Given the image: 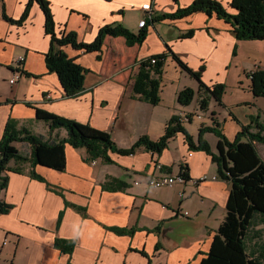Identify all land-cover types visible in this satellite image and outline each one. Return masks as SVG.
I'll return each instance as SVG.
<instances>
[{"label": "crops", "instance_id": "0c3cea01", "mask_svg": "<svg viewBox=\"0 0 264 264\" xmlns=\"http://www.w3.org/2000/svg\"><path fill=\"white\" fill-rule=\"evenodd\" d=\"M28 1L0 0V140L8 119L17 129L44 138L66 136L62 128L50 133L47 124L36 118V109L106 131L120 148L132 146L143 135L156 140L177 115L195 144L201 126H217L228 140L243 128L257 133L264 126V97L253 96L250 81L229 80L231 63L242 41L233 36L231 25L202 11L173 16L193 0H46L56 36L73 31L84 43L92 42L103 25L120 23L137 33L139 21L146 19V35L140 45L128 46L119 36H107L101 51L55 45L57 51L88 69L83 91L73 98L64 95L56 74L46 66L51 39L40 5L32 1L20 23L1 14L3 11L6 17L18 20ZM214 1L235 12L229 6L231 0ZM145 4L151 6L150 14L142 8ZM169 51L200 72L206 85L222 83L221 102L199 88L195 77L182 70ZM160 53L166 55L164 63L172 60L194 80L189 86H176L170 93L174 99L166 102L161 88L163 63L160 101L153 105L133 97L132 89L138 61ZM18 56L24 57L22 75L10 85L9 79L19 69ZM186 87L195 90L187 106L177 99L178 91ZM201 98L208 99L204 109L199 108ZM202 136L215 151L218 137L209 131ZM253 144L257 152L258 145L264 148L263 143ZM14 145L24 156L29 155L30 145ZM64 151L63 171L34 167L53 189L31 177L27 163L19 172L5 171L7 186L0 199L12 209L0 214V264H199L226 213L230 185L218 176L207 152L190 149L178 132L161 152L142 146L132 154L109 151L108 163L100 158L90 160L85 148L65 144ZM9 166L14 167L15 161ZM182 168L188 175L182 185L161 188L144 184L145 176L178 173ZM203 175L205 180L193 182ZM137 180L140 182L134 184ZM182 211L189 214L182 215ZM111 227L133 232L116 234ZM164 227H168V238L162 242ZM56 238L74 240L72 252L57 249ZM259 248L253 246L255 255L263 256L264 246Z\"/></svg>", "mask_w": 264, "mask_h": 264}, {"label": "trees", "instance_id": "16d2710c", "mask_svg": "<svg viewBox=\"0 0 264 264\" xmlns=\"http://www.w3.org/2000/svg\"><path fill=\"white\" fill-rule=\"evenodd\" d=\"M32 1H36L42 8L45 17V31L50 36V48L45 56V63L49 72L56 74L64 95L77 97L84 88V75L88 69L81 66L66 53L57 51L55 45L62 46L70 44L75 49L87 52L101 51L102 44L107 36L123 37L126 45H140L145 39L146 27L143 26L137 33L132 32L120 23L103 25L99 28L95 39L88 42H80L73 31L67 32L63 37L58 38L54 29V19L50 12L49 2L46 0H29L18 20L4 18L13 23H20L27 16ZM235 12H228L227 7L214 0H193L186 8L179 9L173 16H186L193 12H205L216 14L226 20L232 27V34L237 40H264V0H231L229 5ZM165 16V14L163 15ZM155 19H160L156 17ZM170 52V51H169ZM174 61L180 68L191 74L199 83V88L209 91L210 95L221 102V95L224 92L222 83L212 86L206 85L200 78V72L191 70L180 57L170 52ZM154 59V63L150 60ZM166 59L164 53L152 55L138 61L139 70L134 77L133 97L156 105L160 101V75H162L163 63ZM250 76V88L253 96L264 97V68L255 70ZM194 89L186 87L178 91L177 99L181 105H188L193 99ZM200 109L208 106V99L201 98ZM36 118L47 124L50 133L57 129L66 130L64 138L55 140L50 137L32 134L28 130L17 129L13 122L8 119L5 132L0 140V193L7 186V175L5 171L19 172L22 165L28 164L31 177L40 182L48 184L44 178L35 171L36 165L52 168L55 171H63L66 164L65 144H70L74 149L85 148L90 160L98 159L104 162H111L108 152H116L120 155L132 154L141 146L151 152H161L168 144V141L177 132L184 135L190 149L203 150L210 156L212 162L217 166L218 176L229 182L228 198L226 200V213L220 222L212 238L211 246L199 264H264V255L256 256L253 247L248 245L249 232L255 226V218L264 219V162L258 156L253 142L264 144V126L259 128L257 133L247 132L246 128L238 131L235 138L228 140L224 133L217 127H200L199 137L196 144L188 130L181 125L180 117L173 116L166 124L164 133L156 140H150L147 135L140 136L136 142L127 148H120L111 139L110 134L101 129L81 123L71 118L58 116L53 113L36 109ZM187 120L189 116L186 115ZM209 131L217 138L215 151H212L208 143L203 140V133ZM49 133V134H50ZM14 142H24L30 145V153L24 156L15 147ZM15 161V166L10 167L9 163ZM188 178V175H185ZM12 205L0 199V214L8 213ZM60 219V216H59ZM263 222V221H262ZM116 234L129 233V228L111 227ZM74 240L56 238L54 246L67 254L73 250ZM158 246V244H157ZM249 247V249H248ZM67 264H70L68 261Z\"/></svg>", "mask_w": 264, "mask_h": 264}, {"label": "rangeland", "instance_id": "374dc122", "mask_svg": "<svg viewBox=\"0 0 264 264\" xmlns=\"http://www.w3.org/2000/svg\"><path fill=\"white\" fill-rule=\"evenodd\" d=\"M263 68L264 40L258 41L254 39L239 41L237 53L235 51V62L231 63V74L229 75V80L233 82L236 78H240L241 83L246 80L250 81V76L248 74H251L255 70H262ZM161 77V88L163 89L162 93L166 102H170L174 99L171 98L172 95L170 93L176 86H189L191 80H194L193 78L188 77L184 71H181L172 60L164 63V71ZM257 149L262 158L261 160L264 161V148H262L261 145H258ZM248 244L250 245L249 247H253L255 245L257 248L264 246V219L260 220V217L255 218V226L249 232Z\"/></svg>", "mask_w": 264, "mask_h": 264}, {"label": "built area", "instance_id": "2783aa9c", "mask_svg": "<svg viewBox=\"0 0 264 264\" xmlns=\"http://www.w3.org/2000/svg\"><path fill=\"white\" fill-rule=\"evenodd\" d=\"M142 8L148 12L147 14L151 13V6L149 4H145L142 6ZM146 23V19H142L139 21L138 26L141 28L143 26H145ZM24 57L23 56H18L16 62L19 65V69L16 70V72H14L13 76L11 79H9L10 85H14L19 78L22 75V63H23ZM154 59H151L150 62L154 63ZM185 119L186 116L184 117ZM181 120V118H180ZM94 162V161H93ZM161 166L158 165V168H160ZM186 175V171L184 168H182L178 173H171V174H165V175H159V176H145L144 178V184L146 185V187H170L174 184H179L182 185L184 183H186V181L188 180V178L185 176ZM207 178L206 175H203L202 177H200V179H196L193 182L194 183H198L201 180H205ZM140 181L137 180L136 182H134V184H138ZM189 214L188 211H182V215H187Z\"/></svg>", "mask_w": 264, "mask_h": 264}, {"label": "water", "instance_id": "95a60500", "mask_svg": "<svg viewBox=\"0 0 264 264\" xmlns=\"http://www.w3.org/2000/svg\"><path fill=\"white\" fill-rule=\"evenodd\" d=\"M167 229H168V227H164L163 229H161L160 239L162 242H165L166 238H168L166 235Z\"/></svg>", "mask_w": 264, "mask_h": 264}]
</instances>
